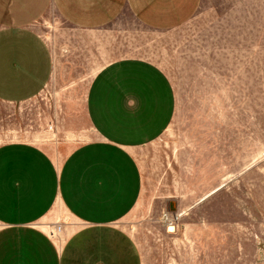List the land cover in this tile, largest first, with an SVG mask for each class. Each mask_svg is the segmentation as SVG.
<instances>
[{"label": "crops", "instance_id": "0c3cea01", "mask_svg": "<svg viewBox=\"0 0 264 264\" xmlns=\"http://www.w3.org/2000/svg\"><path fill=\"white\" fill-rule=\"evenodd\" d=\"M201 3L0 0V103L31 102L52 83L37 29L50 14L73 42L68 66L90 75L53 136L0 144V264H143L127 225L150 201L170 202L177 171L156 144L176 95L154 54Z\"/></svg>", "mask_w": 264, "mask_h": 264}, {"label": "rangeland", "instance_id": "374dc122", "mask_svg": "<svg viewBox=\"0 0 264 264\" xmlns=\"http://www.w3.org/2000/svg\"><path fill=\"white\" fill-rule=\"evenodd\" d=\"M37 29L53 50L54 77L31 102L0 103V144L53 136L56 116L75 108L63 101L80 98L90 76L68 66L73 42L54 14ZM163 38L154 59L176 109L156 144L166 162L176 157L175 187L127 231L143 264H264V0H202ZM164 213L175 216L172 232Z\"/></svg>", "mask_w": 264, "mask_h": 264}, {"label": "bare ground", "instance_id": "6f19581e", "mask_svg": "<svg viewBox=\"0 0 264 264\" xmlns=\"http://www.w3.org/2000/svg\"><path fill=\"white\" fill-rule=\"evenodd\" d=\"M178 216V215H177ZM163 219L165 220V221H167V226H168V230H169V232H172L173 231V227H171V224H172V222L175 220V216H171L170 214H168V213H164L163 214ZM56 233L58 234V233H60V229L57 227V229H56Z\"/></svg>", "mask_w": 264, "mask_h": 264}, {"label": "built area", "instance_id": "2783aa9c", "mask_svg": "<svg viewBox=\"0 0 264 264\" xmlns=\"http://www.w3.org/2000/svg\"><path fill=\"white\" fill-rule=\"evenodd\" d=\"M58 228L60 229V227L58 226Z\"/></svg>", "mask_w": 264, "mask_h": 264}]
</instances>
